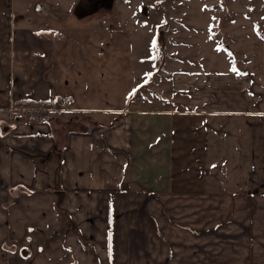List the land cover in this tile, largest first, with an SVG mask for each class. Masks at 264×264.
Segmentation results:
<instances>
[{
  "label": "crops",
  "instance_id": "obj_1",
  "mask_svg": "<svg viewBox=\"0 0 264 264\" xmlns=\"http://www.w3.org/2000/svg\"><path fill=\"white\" fill-rule=\"evenodd\" d=\"M29 8L0 0V264H264V52L149 102L133 23L42 37Z\"/></svg>",
  "mask_w": 264,
  "mask_h": 264
},
{
  "label": "rangeland",
  "instance_id": "obj_2",
  "mask_svg": "<svg viewBox=\"0 0 264 264\" xmlns=\"http://www.w3.org/2000/svg\"><path fill=\"white\" fill-rule=\"evenodd\" d=\"M23 1L30 2L33 24L49 36L62 34L84 42L97 30H130L133 23L139 74L135 97L149 102L163 96L156 88L167 79L159 75L172 68L227 72L230 65L236 70L262 66L264 0Z\"/></svg>",
  "mask_w": 264,
  "mask_h": 264
},
{
  "label": "trees",
  "instance_id": "obj_3",
  "mask_svg": "<svg viewBox=\"0 0 264 264\" xmlns=\"http://www.w3.org/2000/svg\"><path fill=\"white\" fill-rule=\"evenodd\" d=\"M40 36H48L47 33L39 32ZM47 34V35H46ZM21 103L28 108H35L37 109V114L41 117H47L49 115V112L47 110H44V106H49L52 108H55L57 110L63 109L66 106H68L69 99L68 98H53L50 101H35V100H26L21 101Z\"/></svg>",
  "mask_w": 264,
  "mask_h": 264
},
{
  "label": "water",
  "instance_id": "obj_4",
  "mask_svg": "<svg viewBox=\"0 0 264 264\" xmlns=\"http://www.w3.org/2000/svg\"><path fill=\"white\" fill-rule=\"evenodd\" d=\"M22 254L25 255V256L29 255V250L28 249H23L22 250Z\"/></svg>",
  "mask_w": 264,
  "mask_h": 264
},
{
  "label": "snow or ice",
  "instance_id": "obj_5",
  "mask_svg": "<svg viewBox=\"0 0 264 264\" xmlns=\"http://www.w3.org/2000/svg\"><path fill=\"white\" fill-rule=\"evenodd\" d=\"M235 70V69H234Z\"/></svg>",
  "mask_w": 264,
  "mask_h": 264
}]
</instances>
